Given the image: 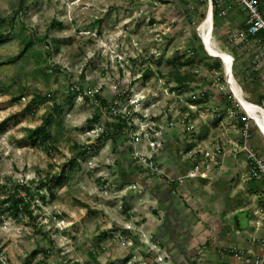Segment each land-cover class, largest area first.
<instances>
[{
    "label": "rangeland",
    "instance_id": "obj_1",
    "mask_svg": "<svg viewBox=\"0 0 264 264\" xmlns=\"http://www.w3.org/2000/svg\"><path fill=\"white\" fill-rule=\"evenodd\" d=\"M18 1L0 0V14L7 19L13 16ZM195 2L23 0L25 11L14 15L18 27L7 31L0 42V177L8 184L15 181L20 190L21 181L33 190L39 180L64 167L65 177L59 185L50 182L52 195L45 187L34 195V221L0 220V260L162 264L158 260L168 257L166 264L175 262L166 257L167 249L159 246L156 235L152 236L151 224L141 221L155 212L157 201L143 190L140 194L128 181L131 171L150 178L162 179L163 175L141 166L129 146L138 123L178 117L201 104L210 107L216 102L224 111L229 106L223 63L220 60L221 78L219 71L209 69L212 60L200 37L199 26L208 2ZM237 10L234 6L230 12ZM215 18L212 45L234 56L236 84L252 91L253 97L258 95L260 83L254 79L249 82L242 75L239 54L243 49L225 41V32ZM21 30L34 39L20 52ZM46 46L50 47L49 55ZM145 68L152 71L147 78L143 77ZM174 69L185 78L180 90L171 89L175 81L168 72ZM72 84L79 92L69 99ZM97 90L108 103L101 107L99 121L89 124L96 107L85 95ZM34 92H49L63 103V110L52 115L48 126L50 150L45 144L33 143L27 131L40 125L51 110V99L30 103ZM202 93L209 98L197 103L203 99ZM16 97L19 99L13 100ZM126 101L134 112L135 124L124 133L114 130L123 116L119 119L109 108L116 102L122 115ZM185 102H193L195 108H188ZM213 113L209 111L206 117L209 123L217 119ZM105 123L112 133L110 138L99 139L100 132L107 129ZM179 125L182 132L188 131ZM166 130L173 135L176 127ZM132 145L148 152L145 142ZM79 149L82 152L78 154ZM73 157L77 163L72 166L69 162ZM127 165L134 168L130 171ZM158 165L164 170L159 161ZM35 250L38 253L33 256Z\"/></svg>",
    "mask_w": 264,
    "mask_h": 264
},
{
    "label": "crops",
    "instance_id": "obj_2",
    "mask_svg": "<svg viewBox=\"0 0 264 264\" xmlns=\"http://www.w3.org/2000/svg\"><path fill=\"white\" fill-rule=\"evenodd\" d=\"M260 3L264 11V0ZM238 11L232 12L233 15L230 12L226 16L232 15L230 18H217V26L222 27L225 36L228 31L242 26L243 13ZM239 55L242 75L248 81L256 80L245 75L248 62L243 51ZM242 91L248 100L255 101L260 97V92L257 97H253L252 91H246L245 88ZM221 106L215 102L210 107L201 104L196 110H185L188 119L186 123L192 127L182 132L180 122L176 121L173 135L166 130L163 147L157 154L166 173L162 179L155 176L150 178L145 173L141 176L131 171L134 168L132 165L126 166L131 171L129 183L137 186L134 189L140 194L141 190L151 194L157 201L155 212L141 221L151 224L152 236L156 235L159 246L167 249L164 253L175 261L173 264H219V248L237 246L247 251H256V239L264 236V218L257 211L260 189L248 177L245 161L240 154L227 152L220 158L216 168L207 171V177L194 175L181 183L170 180L184 174L190 167L189 150L197 152L216 145L229 149L237 141L235 118L228 114V117L219 120L226 111L220 112L219 117L213 114L217 119L212 116L214 119L211 123L206 118L209 111L213 112L218 107L219 112ZM178 118L173 117L174 121ZM252 143L264 154V140L257 131L253 134ZM174 188L176 192H172ZM164 260H168V257ZM7 261L8 264H28L27 260ZM29 261V264H36L37 260Z\"/></svg>",
    "mask_w": 264,
    "mask_h": 264
},
{
    "label": "built area",
    "instance_id": "obj_3",
    "mask_svg": "<svg viewBox=\"0 0 264 264\" xmlns=\"http://www.w3.org/2000/svg\"><path fill=\"white\" fill-rule=\"evenodd\" d=\"M207 1L211 5L212 15L216 18L226 17L234 6L243 13L242 26L228 31L225 36V41L232 46H240L241 49H243L248 62V68L245 75L255 78L260 83V97L255 101L248 100L243 95L241 85L236 84L234 76L233 79L235 85H237L240 96L243 99L252 102L259 112H264V11L260 6L262 0ZM228 86L230 91L228 99H230L231 106L229 105L225 109L229 116L235 118V122L239 123V125L237 123L236 128L238 133L237 141L233 142L229 149L216 145L211 148L201 149L197 152L189 150L188 158L191 161L190 167L184 174L170 178V180H175L178 183H181L187 177L194 175L207 177V171L216 168L220 158L227 152H230L233 155L240 154L245 161L248 177L252 179L260 189V203L257 207V211L261 217L264 218V154L257 150L252 143V137L255 131L259 133L263 140L264 133L256 122L255 117L251 116L243 107L240 100L237 99L236 94L234 90L230 88L229 83ZM92 94L93 92H91V95ZM110 103H113V101ZM115 104L116 102L110 105L109 111L115 116L121 115L118 105L116 104V106ZM185 104L190 109L195 108L193 102H185ZM128 106L130 105L126 101L125 111L123 110L121 115L125 119L127 128L135 124L134 119H132L134 112L131 107L128 108ZM217 108L218 107L214 108V113L219 117L222 109L218 112ZM176 121L183 124L185 130H189L192 127L191 124L186 123L188 122V119L187 113L185 112H181L178 120L175 121L173 117H168L163 118L162 120H148L137 124L136 128H138V130L132 132L131 142L132 144L145 142L148 146V152L145 153L133 147L131 144V153L134 151V156L137 158V161L141 166L166 176L165 171L161 170L160 165H158L157 154L160 148H162L164 132L168 127L173 126ZM172 192H176V189H172ZM256 246V251H247L237 246L219 248V264H264V236L256 239ZM158 261H161L162 264L167 263V260ZM0 264H8V261L0 260Z\"/></svg>",
    "mask_w": 264,
    "mask_h": 264
},
{
    "label": "trees",
    "instance_id": "obj_4",
    "mask_svg": "<svg viewBox=\"0 0 264 264\" xmlns=\"http://www.w3.org/2000/svg\"><path fill=\"white\" fill-rule=\"evenodd\" d=\"M195 1H196L195 3H198L197 0ZM14 11H15L14 12L15 14L22 13L25 11V6H23V0L18 1L17 8H15ZM14 15L8 17L7 19L6 17H3L0 14V42L4 41L7 31H9L10 29L11 30L16 29L18 27L17 24L14 22ZM18 22L22 23L20 19L18 20ZM18 35L20 38H22L21 48H20V52H21V51H24L26 47H30L32 45L34 38L31 36L24 35L22 30L18 32ZM46 49H47L46 54L48 53L49 55L50 47L46 46ZM209 57H211V60H212V62L208 64L209 69H212L214 71H219L221 78H223L220 59L217 57H212V56H209ZM177 63L184 65V62L177 61ZM234 64H235V58L233 60L232 71L234 70ZM151 74H152V71L150 70V68H145L143 77L147 78ZM168 75L171 77V79L175 81V85L171 88L172 90H175V89L180 90L181 88L185 86V82H184L185 78L180 74L178 69L170 70L168 72ZM77 89L78 88H76L73 84L69 86V89H68V91H70L68 95L69 99L76 97V95L79 92V90ZM202 96H203V99L198 100L197 103L198 102L200 103V101H205L206 98H209V95L205 93H202ZM85 98L95 102V107H96L95 112L93 113L92 118L87 120L89 124H92L94 122L99 121L100 112L102 109L101 107L105 106L108 103V101H106L105 98L101 96V94L99 93V90H97L91 96L85 95ZM18 99H19L18 97L13 98V100H18ZM43 99H51L50 113L42 119V122L40 125L35 126L33 128H28L27 131L33 143L45 144L47 146V147L45 146L46 149L50 150L51 148L47 145V142L52 139L48 132V126L52 122L51 120L52 115L59 114L63 110V103L61 102V100H56L54 95L49 92L44 95L40 94L39 92H34L32 94V99L30 100V103H35L36 101H41ZM185 108H186L185 106L182 107V109H185ZM223 111L224 110H221V112ZM213 114L216 116V113H213ZM117 117L120 119V117L122 116L117 115ZM114 125H115V129H114L115 131H121V132L124 131L125 133L127 130V126H126V122L124 118L123 120H120V122ZM2 127H3V121L0 122V129H2ZM105 127L107 129H104L100 132L98 136L99 139L110 138V134L112 132L109 131V124L105 123ZM163 144H164V137H163L162 147H163ZM131 148L132 146L130 145L129 149L131 150ZM77 152L79 154L82 151H80L79 149L77 150ZM69 163L72 166L75 165L77 163V158L76 157L71 158ZM64 173H65V167L61 168V171L58 173L46 175L45 178H42L41 180H39L38 184L35 186V189L33 190H31V188H29V186H27L25 182H22V181L21 183H19L21 185V190H20L18 186H16L17 183L15 181L8 184L7 182H2L1 177H0V220L2 218L9 217V218H13L14 221L16 222H21L23 221V219L34 221L36 218V215L33 213L35 204H33L32 202L34 195L39 194V189L42 187H45L49 195H52L51 193L52 187L50 186V182H53V184H56V185L61 184L63 181V178L65 177ZM125 231L129 233L127 229H125ZM40 251H42L45 254L47 253L46 249L45 250L41 249ZM37 253H38V250H35L32 253V255L35 256ZM26 262L28 264L30 263L29 260H27ZM42 262H43L42 260H37L36 264H41Z\"/></svg>",
    "mask_w": 264,
    "mask_h": 264
},
{
    "label": "bare ground",
    "instance_id": "obj_5",
    "mask_svg": "<svg viewBox=\"0 0 264 264\" xmlns=\"http://www.w3.org/2000/svg\"><path fill=\"white\" fill-rule=\"evenodd\" d=\"M212 23H213V15H212V11L209 10L207 11L206 17L199 26L200 37H202L201 38L202 43H204V45L206 46L207 52L209 54L217 55L219 59L222 61L224 69L228 74L229 82H231L232 89L237 95V98L240 100L243 107L250 113V115L255 117L256 122L259 124V126L263 130L262 132L264 133V112L263 111L259 112L252 102L243 99L240 96V93L237 89V85H235L234 83L232 69L230 68L232 63V55L212 45V38H211Z\"/></svg>",
    "mask_w": 264,
    "mask_h": 264
},
{
    "label": "water",
    "instance_id": "obj_6",
    "mask_svg": "<svg viewBox=\"0 0 264 264\" xmlns=\"http://www.w3.org/2000/svg\"><path fill=\"white\" fill-rule=\"evenodd\" d=\"M208 2V1H207ZM209 10H211V5H210V3L208 2V11ZM203 45H204V43H203ZM204 48H205V50H206V52H207V49H206V46L204 45ZM208 53V52H207ZM208 55L209 56H212V57H217V58H219L217 55H213V54H209L208 53ZM232 63H233V57H232ZM232 63H231V69H232ZM224 77H225V80L227 81V83H229V85H230V88H232V86H231V82H229V78H228V74H227V72H226V70L224 69ZM236 97H237V95H236ZM238 99V98H237ZM239 100V99H238Z\"/></svg>",
    "mask_w": 264,
    "mask_h": 264
},
{
    "label": "clouds",
    "instance_id": "obj_7",
    "mask_svg": "<svg viewBox=\"0 0 264 264\" xmlns=\"http://www.w3.org/2000/svg\"><path fill=\"white\" fill-rule=\"evenodd\" d=\"M233 57V56H232ZM233 60H234V58H233ZM233 64V63H232ZM232 75H233V73H232ZM234 76V75H233ZM165 258V257H164ZM166 259V258H165ZM164 260V259H163Z\"/></svg>",
    "mask_w": 264,
    "mask_h": 264
}]
</instances>
